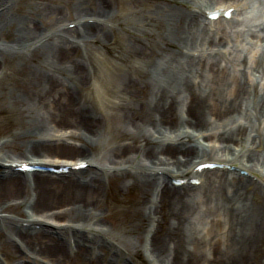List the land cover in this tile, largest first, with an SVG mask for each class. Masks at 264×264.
Instances as JSON below:
<instances>
[{"label": "bare ground", "instance_id": "6f19581e", "mask_svg": "<svg viewBox=\"0 0 264 264\" xmlns=\"http://www.w3.org/2000/svg\"><path fill=\"white\" fill-rule=\"evenodd\" d=\"M243 6L239 0H0V102L24 117L0 145L4 260L139 264L143 244L153 264H264V77L245 81L253 70L246 61L243 72L230 75L223 65L228 29H212L219 21L206 18L212 9ZM98 58L113 71L115 89H103L113 97L108 112L80 100ZM256 66L258 72L261 62ZM110 121L130 143L111 139ZM217 149L225 155H213ZM34 156L89 166L64 175L23 174L12 166L31 161L54 168ZM210 162L234 170L196 173ZM188 176L202 180L200 187L171 183ZM133 188L129 228L113 234L104 196ZM203 223L209 229L201 237Z\"/></svg>", "mask_w": 264, "mask_h": 264}, {"label": "rangeland", "instance_id": "374dc122", "mask_svg": "<svg viewBox=\"0 0 264 264\" xmlns=\"http://www.w3.org/2000/svg\"><path fill=\"white\" fill-rule=\"evenodd\" d=\"M64 1V0H61ZM24 2V1H23ZM222 2V1H221ZM217 1L215 3H221ZM240 4L243 3L245 6L242 7V10L237 12L234 18L231 21H223L218 22L214 25L213 28H226L228 29V52L224 56L225 62L229 68V73L231 76L237 74V72H243V63H247L252 71H250V75H242L245 81H255L256 84L259 83L264 77V0H239ZM212 28V29H213ZM120 44L116 43L113 45L114 48H117ZM97 54L100 55L105 62H110V57L107 56L106 50L97 47ZM261 62V68L257 70V62ZM104 61H101L99 58L95 60L94 64L97 66V75L93 82L89 84V87L80 94L81 102L88 105H96V107H100L99 109L104 110V112H108L107 106L109 105V99L113 100L112 96H106L103 92V89H110L113 91L115 89V85L110 83L109 77L113 72L108 67ZM264 84V81L262 82ZM251 90V87H249ZM24 117L19 115L11 105L6 102H0V145L2 143L10 141L12 135L18 132L21 128ZM120 124L116 121H110L109 124V132L113 135L111 138L118 144H126L130 143V141L124 140L120 137ZM110 134V135H111ZM73 142H76L72 140ZM70 141V142H72ZM7 153L10 156L15 158H20V156L13 152L12 148H8ZM95 154H91V157ZM213 155H225L221 150H215ZM228 155V154H227ZM230 157H232V153H229ZM85 156H77L76 159H83ZM43 159L42 157H32ZM50 161L52 164L59 165L56 162L59 161L56 158L53 159H43V161ZM62 161V160H61ZM31 162V161H29ZM95 170H92V172ZM232 176V175H231ZM255 180V179H254ZM136 194V190L126 189L124 194L116 195L114 193L107 192L104 196V201L106 203V212H107V222L106 227L113 234H125V231L128 230L129 226V214L128 212L134 208L135 199L134 196ZM6 216H11L14 218H19L17 215L13 213H7ZM208 223V222H206ZM111 226L113 230L111 229ZM145 231H143L145 236V232L149 230L148 225L145 227ZM209 226L204 225V223L199 227L197 231L198 235L201 237L208 231ZM48 235H53L48 233ZM7 237L0 233V262L4 264H15L17 259L12 257L10 261H6L5 256L2 255V248L7 243ZM139 245V250L136 253L135 261L139 264H153L152 257L149 255V251L144 247V245ZM70 264H77L75 261H72Z\"/></svg>", "mask_w": 264, "mask_h": 264}, {"label": "snow or ice", "instance_id": "6c2138e0", "mask_svg": "<svg viewBox=\"0 0 264 264\" xmlns=\"http://www.w3.org/2000/svg\"><path fill=\"white\" fill-rule=\"evenodd\" d=\"M31 165L30 164H25L23 167L25 168V169H27V168H29Z\"/></svg>", "mask_w": 264, "mask_h": 264}]
</instances>
